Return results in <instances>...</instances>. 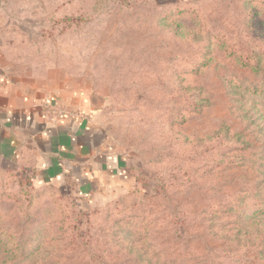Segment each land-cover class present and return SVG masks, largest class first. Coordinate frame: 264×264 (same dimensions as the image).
I'll return each instance as SVG.
<instances>
[{
	"label": "rangeland",
	"instance_id": "obj_1",
	"mask_svg": "<svg viewBox=\"0 0 264 264\" xmlns=\"http://www.w3.org/2000/svg\"><path fill=\"white\" fill-rule=\"evenodd\" d=\"M0 46L104 95L125 169L85 196L0 157V264H264V0H3Z\"/></svg>",
	"mask_w": 264,
	"mask_h": 264
},
{
	"label": "crops",
	"instance_id": "obj_2",
	"mask_svg": "<svg viewBox=\"0 0 264 264\" xmlns=\"http://www.w3.org/2000/svg\"><path fill=\"white\" fill-rule=\"evenodd\" d=\"M44 102L75 110L78 116L47 121L41 114ZM106 103L104 95L89 88L49 90L17 79L0 57V157L36 184L89 195L110 178L125 175L111 150Z\"/></svg>",
	"mask_w": 264,
	"mask_h": 264
},
{
	"label": "built area",
	"instance_id": "obj_3",
	"mask_svg": "<svg viewBox=\"0 0 264 264\" xmlns=\"http://www.w3.org/2000/svg\"><path fill=\"white\" fill-rule=\"evenodd\" d=\"M42 117L47 121H55L59 118L77 117L78 112L75 110L62 108L56 104L42 103Z\"/></svg>",
	"mask_w": 264,
	"mask_h": 264
},
{
	"label": "trees",
	"instance_id": "obj_4",
	"mask_svg": "<svg viewBox=\"0 0 264 264\" xmlns=\"http://www.w3.org/2000/svg\"><path fill=\"white\" fill-rule=\"evenodd\" d=\"M28 178V176H26Z\"/></svg>",
	"mask_w": 264,
	"mask_h": 264
}]
</instances>
